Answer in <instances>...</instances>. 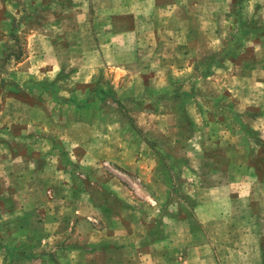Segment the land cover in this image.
<instances>
[{"label": "rangeland", "instance_id": "rangeland-1", "mask_svg": "<svg viewBox=\"0 0 264 264\" xmlns=\"http://www.w3.org/2000/svg\"><path fill=\"white\" fill-rule=\"evenodd\" d=\"M177 1L192 18L159 55L157 3ZM91 85L106 91L83 112ZM27 154L53 165L41 189L50 175L95 200L93 219L70 215L77 235L106 226L115 246L159 242L179 264H264V0H0V264H54L44 238L29 250L14 233L39 216L14 210L31 196L15 183Z\"/></svg>", "mask_w": 264, "mask_h": 264}, {"label": "crops", "instance_id": "crops-1", "mask_svg": "<svg viewBox=\"0 0 264 264\" xmlns=\"http://www.w3.org/2000/svg\"><path fill=\"white\" fill-rule=\"evenodd\" d=\"M190 4L194 3H190V1L187 3L177 1L173 4V6L170 4L168 6L166 5L167 7H164L165 5H162V3H157L156 9L159 8V13L157 14L158 16L156 15L155 18H153L155 23L151 22L152 25L150 26H159V38H155L159 41V55L163 48L160 42L163 40V38L169 39V37L167 38L166 36L169 35L168 31L170 30V33L172 34L171 36L179 37L175 34L178 32V27L181 26L183 22H188L189 19L192 18L190 16L192 14L190 13ZM170 9L172 12H169ZM161 10H165L166 12H160ZM180 11L182 12V16L178 17L177 14L180 13ZM134 22L137 23L136 18L134 19ZM172 27L175 29L173 33L171 31ZM133 29L134 27L130 28V30L121 31H123L126 36L129 34L134 35L138 33L139 29L136 31ZM155 31L157 30L155 29L154 33ZM182 33H184L181 37L182 41L187 43H192L195 41L196 34L192 32L190 28H187V33L184 31ZM156 46L154 48L153 46L150 48V50H153L152 53H155L154 50H156ZM237 78H239V76H237ZM255 102L256 100L250 98L246 104L254 105ZM255 104L258 105L257 102ZM14 153L17 155L15 158L19 159L20 156L18 155L20 154L17 152ZM23 159L27 161L26 163H23V165L26 164L25 166H27V170L31 174L28 173V178H22L21 172L24 171V166L19 165V167H16L17 172L15 171V183L18 186L26 184L31 196L23 201H19L17 199L20 203L15 200L14 202L17 203V205L15 206L14 210H21L23 217H26L29 214H39V216L37 219L27 223L20 222V224L18 222L14 233L22 235V242H20V244L27 245L29 250L37 247V245H35L34 239L36 236L37 238H44L45 240H42L43 243L49 245V249L54 251V264H146L148 262H152L153 264L180 263V257L178 256V253L176 255H169V253H165L159 242H127L120 246H115V244L110 241L111 231L106 226L101 229H95L94 227L89 228L87 232H90V239H88V236L85 237L84 233H82V236L75 234V232L78 233L79 231H76V229H72L70 227L71 225H69V220L72 218H75L76 220L78 218L80 221L86 220L87 222V219H93L95 211L92 210V207L95 206V200L91 199V197H89L88 194L86 195L84 192H81L80 196L73 195L72 192H69L70 184L66 185L64 179L53 181V179L49 177L50 175L42 179L41 189L39 184L37 186L34 183L36 181V171H40L41 173V169H49L51 166H53L52 163H41L31 154L23 156ZM54 168L57 170L59 167L55 165ZM32 185L34 187H32ZM44 185L46 186L44 187ZM37 191H41V195H39ZM25 201H27L28 204H25ZM68 203L72 204V208L70 210L71 212H68L67 210L66 205H68ZM85 204L87 208H82V206H85ZM22 205H24V207H22ZM70 215L72 218H70ZM17 216L19 215L15 214L16 218H18ZM95 220L97 221V218H95ZM37 221H39L41 224L40 227H37ZM69 234H75V236L78 237L77 239L75 238L72 240L70 238L71 235ZM84 237L86 239H84ZM24 242H26V244ZM205 245L206 244H203V246Z\"/></svg>", "mask_w": 264, "mask_h": 264}, {"label": "trees", "instance_id": "trees-1", "mask_svg": "<svg viewBox=\"0 0 264 264\" xmlns=\"http://www.w3.org/2000/svg\"><path fill=\"white\" fill-rule=\"evenodd\" d=\"M104 91H106V90H104V88L101 87L100 85H98L97 87H92V85L89 86L88 96L79 99L78 102H75V107H77V109H81V111H83V112H85L84 110H86V112H88L89 109H93L95 107V103L100 98H102V97H100L101 96L100 92H104ZM111 96H114V93H112Z\"/></svg>", "mask_w": 264, "mask_h": 264}]
</instances>
